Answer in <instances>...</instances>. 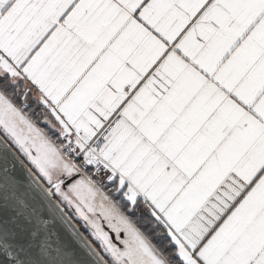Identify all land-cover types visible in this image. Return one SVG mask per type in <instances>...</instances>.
Listing matches in <instances>:
<instances>
[{
	"label": "snow or ice",
	"instance_id": "obj_1",
	"mask_svg": "<svg viewBox=\"0 0 264 264\" xmlns=\"http://www.w3.org/2000/svg\"><path fill=\"white\" fill-rule=\"evenodd\" d=\"M0 264H264V0H0Z\"/></svg>",
	"mask_w": 264,
	"mask_h": 264
}]
</instances>
